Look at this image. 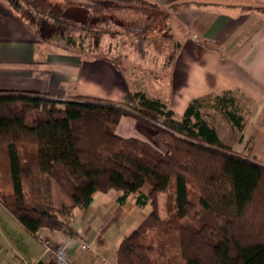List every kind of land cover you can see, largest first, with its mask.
Wrapping results in <instances>:
<instances>
[{"label": "trees", "instance_id": "trees-1", "mask_svg": "<svg viewBox=\"0 0 264 264\" xmlns=\"http://www.w3.org/2000/svg\"><path fill=\"white\" fill-rule=\"evenodd\" d=\"M197 5L204 4L172 3L162 10L163 20ZM74 43L67 36L60 47L68 51ZM178 48L175 43L169 65ZM222 96L214 100L236 124V111L228 109L234 100ZM207 99L191 100L176 118L166 103L141 92L132 94L133 106H124L0 91V204L28 234L48 230L78 238L71 227L75 211L88 208L96 194L119 192V204L134 196L149 213L118 245L116 264H264V165L221 143L203 116ZM124 117L150 127L162 149L118 135ZM55 188L66 204L54 207ZM160 195L171 202L166 218Z\"/></svg>", "mask_w": 264, "mask_h": 264}, {"label": "crops", "instance_id": "crops-1", "mask_svg": "<svg viewBox=\"0 0 264 264\" xmlns=\"http://www.w3.org/2000/svg\"><path fill=\"white\" fill-rule=\"evenodd\" d=\"M69 1L70 0H66ZM83 6L92 0H71ZM95 1V3H93ZM93 4L124 5L132 0H94ZM165 8L180 2L204 4L170 16L177 54L169 67V94L161 98L149 86L147 74L131 80L115 59H85L83 54L63 50L54 52L35 34L18 14L7 10L0 0V91L46 95L65 101L92 97L114 104L133 106L132 94L166 103L176 118L182 116L193 99L204 101L203 116L221 143L232 153L264 165V0H145ZM110 52V51H109ZM114 50L110 55L116 56ZM112 60V61H111ZM139 77V78H138ZM129 79V80H128ZM157 79V78H156ZM98 86V87H97ZM96 89H107L91 94ZM227 93L234 100L237 123L220 111L214 98ZM213 114V115H212ZM214 114L235 138L224 136L215 127ZM209 117V119H208ZM214 123V124H213ZM116 133L153 144L154 132L131 117L120 120ZM232 136V135H231ZM144 185L141 192L148 194ZM54 195H58L53 191ZM121 194L111 191L96 194L86 209L75 211L71 227L78 238L41 230L55 246L63 247L80 264H116L115 251L120 242L145 219L149 206L137 207L135 197L123 204ZM81 244L89 246L82 251ZM55 264L35 236L25 232L0 204V264Z\"/></svg>", "mask_w": 264, "mask_h": 264}, {"label": "rangeland", "instance_id": "rangeland-1", "mask_svg": "<svg viewBox=\"0 0 264 264\" xmlns=\"http://www.w3.org/2000/svg\"><path fill=\"white\" fill-rule=\"evenodd\" d=\"M2 1L7 10L18 14L26 26L32 29L38 41L43 40L47 45L51 43L54 52L63 51L60 47L62 40L71 36L75 43L73 46H68L70 53L83 54L88 60L114 57L113 59L121 65L119 68L126 77L132 80L136 74H139L141 79H144L142 74H147L149 86L155 88V92L161 95V98L169 94L168 57L176 43V41L173 42L176 35L170 21L172 14L166 22L163 20L164 8L152 10L140 3L108 6L93 4L94 0L81 9L75 8L73 3L66 0ZM38 8L44 9V12L40 13ZM51 14L58 16L62 23L53 25ZM112 50L117 52L116 56L110 55ZM89 90L95 95L100 93L98 90L109 93L107 89L102 88L96 89L95 92L91 91L92 88ZM214 117L215 124H213L218 131L225 137L235 138V135L231 134L225 123L221 121L220 116L214 114ZM55 191L58 195L53 198L54 207L66 204L67 200L62 197L57 188ZM170 203L167 204V198L164 195L159 196V211L163 218L169 215Z\"/></svg>", "mask_w": 264, "mask_h": 264}, {"label": "built area", "instance_id": "built-area-1", "mask_svg": "<svg viewBox=\"0 0 264 264\" xmlns=\"http://www.w3.org/2000/svg\"><path fill=\"white\" fill-rule=\"evenodd\" d=\"M36 239L44 247V252L54 261L55 264H80L76 262L63 247L55 246L48 238L43 236L41 232L36 234ZM82 251H89L90 248L86 244H81Z\"/></svg>", "mask_w": 264, "mask_h": 264}, {"label": "water", "instance_id": "water-1", "mask_svg": "<svg viewBox=\"0 0 264 264\" xmlns=\"http://www.w3.org/2000/svg\"><path fill=\"white\" fill-rule=\"evenodd\" d=\"M38 264H41V263H38Z\"/></svg>", "mask_w": 264, "mask_h": 264}]
</instances>
